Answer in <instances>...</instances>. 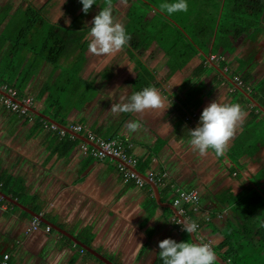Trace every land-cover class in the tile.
<instances>
[{"label": "crops", "instance_id": "crops-1", "mask_svg": "<svg viewBox=\"0 0 264 264\" xmlns=\"http://www.w3.org/2000/svg\"><path fill=\"white\" fill-rule=\"evenodd\" d=\"M147 2L117 0L108 6L127 29L131 7ZM31 6L45 10L39 14L43 20L29 30ZM67 7L69 0H0V82L15 89L13 94L0 87V180H6L13 193L22 192L19 199L8 196L116 264H155L159 242L180 241L185 234L176 224L182 222L181 210L185 219L193 215L192 220L200 224L197 238L219 248L227 220L255 192L264 194V111L244 93H237L229 80L245 89L239 79L252 77L245 90L264 101V93L258 90L264 82V31L256 38H240L234 52L224 58L212 61L211 54L201 53L174 74L157 42L138 51L129 44L114 56L97 57L88 52L83 39L84 50H74L53 63L44 54L46 41L55 25L70 26L80 13L73 15ZM99 12V6L90 10L82 21L85 28L92 26ZM159 13L152 6L150 19H160ZM139 59L155 73L163 107L134 115L111 112L120 96L135 92ZM247 60L253 61L251 66ZM21 83L25 86L19 89ZM28 98L30 105L25 104ZM5 99L15 100L27 114L8 108ZM216 100L241 105L246 116L224 158L211 152L200 158L187 144L188 129L197 127L204 108ZM60 107L67 110L59 123L80 124L84 134L91 130L104 139L124 140L137 165L150 160L142 167L146 172L136 166L138 172H166V182L154 185L145 180L140 186L126 181L113 160L84 155L80 145L62 156L57 152L62 137L38 124L39 118L45 119L39 114L50 116ZM130 120L140 122L137 133H128ZM177 188L200 192L197 212L173 204ZM3 199L0 258L9 255V264H105L53 227L47 232L45 225L51 224L40 217L41 227L29 232L36 217Z\"/></svg>", "mask_w": 264, "mask_h": 264}, {"label": "trees", "instance_id": "trees-1", "mask_svg": "<svg viewBox=\"0 0 264 264\" xmlns=\"http://www.w3.org/2000/svg\"><path fill=\"white\" fill-rule=\"evenodd\" d=\"M103 1L105 4L100 5ZM115 1L117 0H97V4L92 8L99 6L101 11L109 3ZM164 2H171V0H149L146 6H139L144 7L142 11L138 9V5L132 6L129 11L130 23L127 30H131L130 44L137 51L141 48L147 49L153 42H157L158 47L165 50L169 57L171 74L185 68L194 57L201 53L204 56L213 54L224 58L234 52L235 43L240 38H256L264 31V0H188V12L176 13L172 16L161 11L160 4ZM69 5L67 10L71 14L76 15L80 11L77 21L70 26L55 25L43 49L46 58L53 63H56L63 55H70L74 50L82 51L85 48L83 39L87 34V28L82 21L87 14L83 13L79 0H69ZM152 6L160 10L161 13L158 14L160 19H150L149 13ZM44 10L33 6L29 7L27 29L31 30L40 20H43L39 14H43ZM54 34H56L55 40H53ZM137 64V77L134 80L135 92L149 86L158 89L159 83L156 82L155 73L142 60H137ZM201 67L200 71L204 69V65ZM239 80L247 89L253 79L245 75ZM22 85L23 83L19 89L25 86V84ZM258 90L264 93V82ZM236 92L243 96L239 90ZM254 97L264 105L261 98L256 95ZM187 98L188 100L192 99V92L188 94ZM66 110L60 107L49 115L58 122L62 120ZM39 121V126L45 128V123L48 121L43 118H39ZM81 134L84 135V132ZM83 143H85L83 140L67 133L65 137L58 140L57 152L62 156L68 155ZM128 151L130 152L129 149ZM149 162L150 160L144 164L139 165L138 163L136 166L145 173L146 171L142 167L146 168ZM21 185L23 190L25 184ZM7 186L6 180L1 178L0 189L5 194L19 199L22 192L13 193ZM0 200L6 201L3 198ZM192 219L196 218L192 215L189 220ZM184 233L183 238L177 242L193 241L191 234ZM221 234L224 239L219 248L224 250L220 252L219 248L215 249L211 246L218 255H221L229 264H254L253 260H249L246 256L255 258L256 253L259 252L258 248L262 246L260 243L264 244V195L255 192L254 196L244 204L243 209L235 212L227 220V227ZM96 259L98 260V258ZM155 264H162L158 256ZM217 264L220 263L217 262Z\"/></svg>", "mask_w": 264, "mask_h": 264}, {"label": "clouds", "instance_id": "clouds-1", "mask_svg": "<svg viewBox=\"0 0 264 264\" xmlns=\"http://www.w3.org/2000/svg\"><path fill=\"white\" fill-rule=\"evenodd\" d=\"M79 2L82 4L84 14H88L93 5L97 4V0H79ZM160 9L168 16H172L176 13L188 12L189 4L188 0H171L161 3ZM65 22L70 23L69 20ZM84 39L88 42L89 53L97 57H111L128 47L132 37L125 25L115 18L111 7L107 6L94 17ZM162 107L158 90L149 86L133 92L130 96H120L119 102L113 104L110 111L134 115L159 110ZM245 116L246 113L237 103L227 104L219 100L210 103L202 111L197 127L188 129V146L200 158L210 152L218 158H224ZM126 127L129 134H134L139 131L141 124L138 120H130ZM176 204L179 205L180 201L177 200ZM176 224H180L182 230L188 234H195L199 229L198 223L193 220L185 219ZM158 247L160 251L157 255L162 264H217V253L208 243L191 240L177 242L167 238L159 242Z\"/></svg>", "mask_w": 264, "mask_h": 264}, {"label": "built area", "instance_id": "built-area-1", "mask_svg": "<svg viewBox=\"0 0 264 264\" xmlns=\"http://www.w3.org/2000/svg\"><path fill=\"white\" fill-rule=\"evenodd\" d=\"M218 57L216 55H211L210 60H216ZM0 87L3 89L9 90L11 93L15 94V90L11 87V85H3L0 82ZM5 103L11 110L18 112L20 114H27V109L17 103L15 100L5 99ZM32 100L30 98L25 100L26 105H30ZM45 128L50 129L59 134L60 137H65L68 133L66 130L60 129L58 125L53 123H45ZM73 131H76L81 134L85 130L84 126L80 124L72 125L69 127ZM72 135V134H71ZM74 136V135H72ZM89 140L96 144V147L87 144L86 142L80 144L82 153L84 155H89L96 160H105L110 158L113 160L118 169L124 174L126 181H134L136 184L143 186L145 184V180L141 178L136 172H134L130 167H136L137 159L133 155V153L128 151L127 144L124 140L120 138L115 139H104L94 134L91 130H86L84 134ZM118 158L121 162L116 160ZM166 172H157L150 171L147 177L159 184H164L167 180ZM3 198L0 196V199ZM179 200L180 204L177 205L176 201ZM199 200H200V192L197 189H183L177 188L175 191V197L173 199V204L176 207L189 206L192 207V210L197 212L199 210ZM183 212V210H181ZM198 223V222H197ZM42 222L38 218H34L31 222V225L28 231L38 230L41 227ZM199 227L200 224L198 223ZM45 230L50 232L52 227L49 225H45ZM82 252L84 250L82 249ZM0 264H9V255H4L0 258Z\"/></svg>", "mask_w": 264, "mask_h": 264}, {"label": "water", "instance_id": "water-1", "mask_svg": "<svg viewBox=\"0 0 264 264\" xmlns=\"http://www.w3.org/2000/svg\"><path fill=\"white\" fill-rule=\"evenodd\" d=\"M215 67L221 72V68H219L218 66L215 65ZM223 72V71H222ZM225 74V72H223ZM230 82L235 85L239 91H241L242 93H244L250 100H252L255 105H257L261 110L264 111V107L261 106L255 99L252 95H250L243 87H239V85H237L232 79H229ZM41 115L42 117H44L46 120H48L49 122L53 123V124H56L58 125V127L62 128L63 130H66L68 133L74 135L75 137L83 140L84 142H86L87 144L91 145V146H94L96 147V144L94 142H92L91 140H89L87 137H85L83 134H80L76 131H73L72 129H70L69 127H66L64 125H62L61 123L57 122L56 120H54L53 118H51L50 116L48 115H43V114H39ZM116 160L118 162H121L118 158H116ZM134 172H136L138 175H140L144 180L152 183V184H156L154 181L150 180L147 175H142L141 173L138 172L137 168L136 167H130ZM0 196L3 197V198H6L8 199L9 201L15 203L16 205H18L19 207L25 209L26 211H29L30 213L33 214L34 217L36 218H39L40 216L35 213V212H32L31 210H29L26 206H24L23 204H21L20 202H18L17 200L9 197L7 194H5L4 192H2L0 190ZM161 204V202H159ZM172 208L175 209V211L177 212V208L174 207V206H171ZM178 217H180V219L183 221L185 220V218L181 215V213L179 212L178 214ZM41 221L47 223V224H51L49 226L53 227L55 230H58L60 232H62L64 235H67L68 237H70L74 242H76L78 245H80L83 249L87 250L88 252H91L92 254H94L95 257H97L98 259H100L102 262H104L105 264H116L114 263L113 261L109 260L107 257L104 256V254H102L101 252H98L96 250H94L92 247L82 243L81 241H79L78 239H76L73 235H71L70 233H68L67 231L61 229L60 227H58L57 225L55 224H52V223H49L47 220L41 218ZM191 237H192V240L194 242H201L196 234H191ZM217 262H219L220 264H229L227 261H225L221 255H218L217 254Z\"/></svg>", "mask_w": 264, "mask_h": 264}, {"label": "rangeland", "instance_id": "rangeland-1", "mask_svg": "<svg viewBox=\"0 0 264 264\" xmlns=\"http://www.w3.org/2000/svg\"><path fill=\"white\" fill-rule=\"evenodd\" d=\"M138 9L139 10H143L144 9V7H141V8H139L138 7ZM254 57H252V59H253ZM243 62V61H242ZM253 62V61H252ZM252 62H250V61H246V65L248 66V65H250L251 66V63ZM264 135V134H263ZM264 195V194H263ZM262 246H260V248H258V250H259V252H257L256 253V255H255V258H252V257H250L249 255H247L246 256V258L248 257L249 258V260H253V262H254V264H264V251H263V249H264V244H262V243H260ZM262 251H263V253H262Z\"/></svg>", "mask_w": 264, "mask_h": 264}]
</instances>
